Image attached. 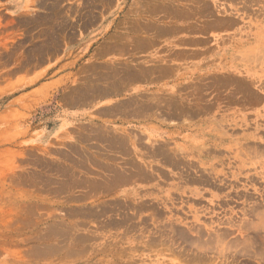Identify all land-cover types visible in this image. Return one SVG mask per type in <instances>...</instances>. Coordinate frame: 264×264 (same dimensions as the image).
I'll return each mask as SVG.
<instances>
[{
    "label": "rangeland",
    "instance_id": "1",
    "mask_svg": "<svg viewBox=\"0 0 264 264\" xmlns=\"http://www.w3.org/2000/svg\"><path fill=\"white\" fill-rule=\"evenodd\" d=\"M142 1L0 0V264H264V0L110 91Z\"/></svg>",
    "mask_w": 264,
    "mask_h": 264
},
{
    "label": "crops",
    "instance_id": "2",
    "mask_svg": "<svg viewBox=\"0 0 264 264\" xmlns=\"http://www.w3.org/2000/svg\"><path fill=\"white\" fill-rule=\"evenodd\" d=\"M217 1L229 2L231 0ZM142 3L157 5L158 8L147 7L139 17L124 18V24L133 25V28H129L125 34L137 36L129 44H133L134 51L138 53L141 60L128 62L132 66L127 64L125 69H118L112 71L113 74L109 72L107 75H103L105 77L103 80L107 83L113 75L115 76L111 80V84H103L104 86L108 85L107 88L110 91L119 89L123 82L126 88L137 87L136 89H138L144 86V83L149 82L175 84V82L183 81L189 69V63L184 61V57H189L190 51H193L189 49V43H197L205 38L199 27L201 33L197 31L195 34H191L184 29V26H213L218 20L214 12V0H143ZM190 10L193 13L189 14ZM220 19L222 20V18ZM225 23L227 24L226 21ZM177 24H181L182 28L176 27ZM175 30L180 33L174 35L172 32ZM174 47L178 49L174 50ZM197 55L199 54L197 53ZM103 74L106 73L103 72ZM171 86L173 88V85ZM104 94L106 95V93ZM125 104L130 105L131 102Z\"/></svg>",
    "mask_w": 264,
    "mask_h": 264
},
{
    "label": "bare ground",
    "instance_id": "3",
    "mask_svg": "<svg viewBox=\"0 0 264 264\" xmlns=\"http://www.w3.org/2000/svg\"><path fill=\"white\" fill-rule=\"evenodd\" d=\"M192 8V7H191ZM173 33V32H172ZM187 41V40H186ZM190 44V43H189ZM125 66V65H124ZM159 69V68H158ZM167 70V69H166ZM162 71H164V70H162ZM121 72V71H120ZM128 72H130V71H128ZM143 72V71H142ZM159 72V71H158ZM112 73V72H111ZM148 73V72H147ZM122 74V73H121ZM133 74V73H132ZM149 74V73H148ZM123 75V74H122ZM128 75V74H127ZM112 76V75H111ZM125 76V75H124ZM103 77V76H102ZM113 77V76H112ZM141 77V76H140ZM143 77V76H142ZM105 78V77H104ZM110 78V77H109ZM123 78H125V77H123ZM122 79V78H121ZM117 80V79H116ZM119 80V79H118ZM117 80V81H118ZM131 80V79H130ZM121 81V80H120ZM127 81V80H126ZM117 83V82H116ZM124 83V82H123ZM108 86V85H107ZM71 94V93H70ZM78 97V96H77ZM95 98V97H94ZM114 107V106H113ZM133 109V108H132ZM128 110V109H127Z\"/></svg>",
    "mask_w": 264,
    "mask_h": 264
}]
</instances>
